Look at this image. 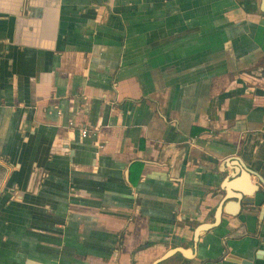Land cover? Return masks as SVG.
Listing matches in <instances>:
<instances>
[{
  "label": "crops",
  "instance_id": "0c3cea01",
  "mask_svg": "<svg viewBox=\"0 0 264 264\" xmlns=\"http://www.w3.org/2000/svg\"><path fill=\"white\" fill-rule=\"evenodd\" d=\"M260 1L0 0V264H264Z\"/></svg>",
  "mask_w": 264,
  "mask_h": 264
},
{
  "label": "water",
  "instance_id": "95a60500",
  "mask_svg": "<svg viewBox=\"0 0 264 264\" xmlns=\"http://www.w3.org/2000/svg\"><path fill=\"white\" fill-rule=\"evenodd\" d=\"M259 10L264 12V0L260 1ZM237 163L240 164V161L238 159H237ZM236 167L237 169H234L233 172L229 173L228 176L222 182V185L225 186V189L227 191H225V196L222 203L215 210L213 222L201 223L195 227L193 231L194 244L197 243L199 237L205 231L220 225L222 212L235 215L238 213L239 207L241 208L244 203L253 202L255 197L257 198L261 196L262 201L264 203V180L262 178H259L253 170L247 167L241 165V168L243 169L244 173L242 172L241 168L238 165H236ZM247 175L256 176L261 187H258L256 184L254 185L249 184ZM241 176L245 178L244 182H246V186L239 185L238 178ZM232 200H234L233 203ZM177 252H180L186 257L192 254L191 249L189 248L174 247L167 250L162 256H160L154 262V264L169 258L170 256H172ZM255 257L257 259H264V250L263 249L256 250ZM225 258L227 260L238 262L240 264H250L247 260L235 257L231 254H229V256L227 255Z\"/></svg>",
  "mask_w": 264,
  "mask_h": 264
},
{
  "label": "trees",
  "instance_id": "16d2710c",
  "mask_svg": "<svg viewBox=\"0 0 264 264\" xmlns=\"http://www.w3.org/2000/svg\"><path fill=\"white\" fill-rule=\"evenodd\" d=\"M141 168H142V163L141 162H133L131 165H130V181H131V183H135L136 184V181L135 180H133V178H132V174H133V172L135 171V170H137V175H139V172H140V170H141ZM149 245V243H146V244H144V245H142L141 247H145V246H148Z\"/></svg>",
  "mask_w": 264,
  "mask_h": 264
},
{
  "label": "built area",
  "instance_id": "2783aa9c",
  "mask_svg": "<svg viewBox=\"0 0 264 264\" xmlns=\"http://www.w3.org/2000/svg\"><path fill=\"white\" fill-rule=\"evenodd\" d=\"M89 132H90V130L87 129V128H83V129H81V131H80L82 137H86V136H88V135H89Z\"/></svg>",
  "mask_w": 264,
  "mask_h": 264
}]
</instances>
